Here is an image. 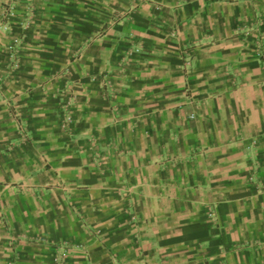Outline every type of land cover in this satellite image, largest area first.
I'll list each match as a JSON object with an SVG mask.
<instances>
[{"label": "crops", "instance_id": "1", "mask_svg": "<svg viewBox=\"0 0 264 264\" xmlns=\"http://www.w3.org/2000/svg\"><path fill=\"white\" fill-rule=\"evenodd\" d=\"M260 52L264 0H0V264H264Z\"/></svg>", "mask_w": 264, "mask_h": 264}, {"label": "built area", "instance_id": "2", "mask_svg": "<svg viewBox=\"0 0 264 264\" xmlns=\"http://www.w3.org/2000/svg\"><path fill=\"white\" fill-rule=\"evenodd\" d=\"M4 27L6 29H8L9 28V24L8 23L4 24ZM20 41H21V38L19 36L14 37L12 43L8 47L9 51L11 53H15L17 51V48L20 45ZM136 51H138V49H136ZM132 52H134V49H132L129 53H132ZM260 56L263 57L264 54L260 52ZM70 123H71V117H70L69 114H67V115H65V117H64V119L62 121L63 128H68Z\"/></svg>", "mask_w": 264, "mask_h": 264}]
</instances>
